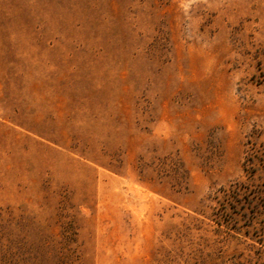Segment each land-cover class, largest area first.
Instances as JSON below:
<instances>
[{"label":"rangeland","instance_id":"obj_1","mask_svg":"<svg viewBox=\"0 0 264 264\" xmlns=\"http://www.w3.org/2000/svg\"><path fill=\"white\" fill-rule=\"evenodd\" d=\"M0 264H264V0H0Z\"/></svg>","mask_w":264,"mask_h":264}]
</instances>
